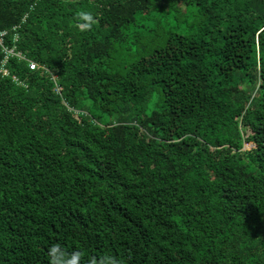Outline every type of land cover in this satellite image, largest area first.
Here are the masks:
<instances>
[{"label":"trees","instance_id":"obj_1","mask_svg":"<svg viewBox=\"0 0 264 264\" xmlns=\"http://www.w3.org/2000/svg\"><path fill=\"white\" fill-rule=\"evenodd\" d=\"M1 31L0 264H264V0H0Z\"/></svg>","mask_w":264,"mask_h":264},{"label":"clouds","instance_id":"obj_2","mask_svg":"<svg viewBox=\"0 0 264 264\" xmlns=\"http://www.w3.org/2000/svg\"><path fill=\"white\" fill-rule=\"evenodd\" d=\"M79 15L83 17L85 21H92L90 13L80 12ZM88 26V24L84 25V27ZM48 257L50 264H77L79 253H73L70 256H66L60 245L54 243L48 248ZM101 264H116V262L109 257L106 259V262L102 261Z\"/></svg>","mask_w":264,"mask_h":264},{"label":"built area","instance_id":"obj_3","mask_svg":"<svg viewBox=\"0 0 264 264\" xmlns=\"http://www.w3.org/2000/svg\"><path fill=\"white\" fill-rule=\"evenodd\" d=\"M6 35V31H1L0 32V47L2 48V51L4 52L5 56V60L6 58H8L9 55H13L14 52H13V49H9L7 48L4 44H3V39H4V36ZM15 53L17 54V52L15 51ZM4 65H5V62H2L0 64V70L3 69V73H6V70L4 69ZM35 67V64L33 62H31L29 64V68L30 69H33Z\"/></svg>","mask_w":264,"mask_h":264},{"label":"rangeland","instance_id":"obj_4","mask_svg":"<svg viewBox=\"0 0 264 264\" xmlns=\"http://www.w3.org/2000/svg\"><path fill=\"white\" fill-rule=\"evenodd\" d=\"M140 19H141V18H137V20H140ZM250 146H252V144H249V145L246 144V147H247V148H250Z\"/></svg>","mask_w":264,"mask_h":264}]
</instances>
